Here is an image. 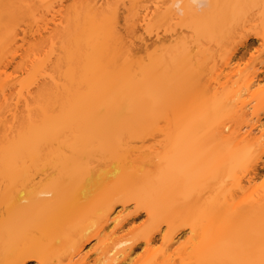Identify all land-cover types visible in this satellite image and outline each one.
<instances>
[{"label": "bare ground", "instance_id": "obj_1", "mask_svg": "<svg viewBox=\"0 0 264 264\" xmlns=\"http://www.w3.org/2000/svg\"><path fill=\"white\" fill-rule=\"evenodd\" d=\"M180 1L175 0L173 5L178 6ZM124 2L125 0H70L68 6L60 4L59 9L47 11L50 15L49 21H45L43 14L32 19L31 24L36 28L45 29L48 22L53 25L47 35L41 38H48L53 47L58 45L59 53L55 56V64L61 68L63 63H68L67 73H63L66 81L77 82L76 74L79 69L76 64L80 62L88 67L90 74H93L91 77L93 80L87 82L88 90L93 91L83 95V100L74 97L69 102L70 86L64 83L63 79L56 81L50 75L35 91L34 98L43 102L35 109L38 116L31 117V108H27L28 120L17 141L0 147V179L5 182L4 190L0 191V198L5 200L6 215L2 221L0 220L3 243L15 238L16 232H26L30 227L31 232L36 230L42 235L43 240L48 242L53 240L50 246L45 247L43 243L33 240L31 234V245L24 239L11 241L9 245L0 244V264H26L30 260H35L38 264H88L87 260L93 254H95L93 264H126L133 259L136 253L134 247L140 241L145 242V253L150 259L155 254L153 236L160 232L162 223H166L167 226L163 240L170 244L179 241L180 230L185 226H189L193 234L190 247L179 251V261L182 264H225V257L230 250L239 251L247 244L258 246L264 242L256 230L238 233L228 245L217 240L220 233L226 232L236 222L245 218L254 207L240 206L226 187L221 189L219 193L221 196L199 205L193 201L186 203L189 200L185 201L182 198L188 195L185 191H188L189 182L183 188V194H176L183 200L182 204L179 202L177 204L179 207L177 213L171 215L162 212V209L167 212L168 208V204L165 203V190L178 170L187 164L185 160L189 155L197 151L200 155L206 154V151L200 152L207 149H200L202 144L210 142L212 151L219 147H229L222 149L219 155L212 153L215 162L210 168L219 167L220 163L228 159L238 163L244 155L250 158L255 153L254 146L264 145V139L261 143L259 140L264 135L261 132L264 123L258 114L255 115L256 120L253 124H249L251 129L248 131L244 130V127L232 129L229 121L211 123L210 118L206 116L208 111H216V114L226 116L228 109L237 108L235 101L243 92L249 95L252 101H256L264 92V88H261L263 77L255 73L249 76L240 75L241 72L237 69L238 60H235V52L239 46H246L247 38L264 40V32L254 31L252 27L245 29L252 21L264 20V14L252 10L255 6H264V0H185V7L194 11L200 23L199 32H207L208 28L218 31L227 23L228 26L235 23L236 26L230 32L235 31L241 38H245L230 50L222 63L221 72L225 71L222 76L225 81L224 86H220L219 89H223L224 93L233 92L235 89L232 88L231 91L230 87L239 81L244 87H237L233 95L234 103L229 105L221 100L214 105H204L197 116L184 114L183 109L189 106L185 104L205 94L211 82L218 84L219 75L213 74L206 80L203 76L201 83L198 77L195 78L194 73L182 74L174 81L169 76L173 72L157 71L138 81L137 86H134L135 98L136 96L140 98L147 105L146 109L138 108L126 112L123 106L134 98L115 99L116 94L122 92L124 86L132 81L125 74L124 68H121L120 72L118 70L115 72L110 67L117 60L123 59V63H126L127 54L118 50V46L123 43L118 20L121 7L122 19H125ZM20 9L25 8L20 7L18 0H0V35L3 22L17 16ZM181 10L177 7L176 11ZM19 32H22L24 38L29 31L27 28L13 29L10 35L8 34L10 37L8 41L15 43L19 38ZM0 43L3 45V38L0 39ZM172 47L177 55L182 56V60L190 61L186 41ZM9 53L10 58L8 56L3 58L0 51V94L4 100V81L10 76L7 69L22 68L19 65L12 66L13 58L11 52ZM198 56L199 54L194 56L196 62L193 69L195 67L200 69L202 64ZM174 57L176 56L172 58ZM178 72L179 70L175 74ZM238 74V79L232 82L231 79ZM77 84L79 83L75 85ZM161 87L165 88L162 93L159 92ZM173 94L176 99L169 101L173 105L168 104L169 109L173 108V113L159 117L163 118L165 124L162 130L165 145H172L179 169L151 172L146 170V166H157L154 159L158 158V153L146 152L140 150L142 149L140 147L133 149L129 141L143 140V137L151 133V127L157 122L156 104L169 103L166 99ZM99 97L109 100V106L102 105ZM23 99L27 100V97ZM85 101L88 104H85ZM248 104L249 102L240 101L239 110L245 109ZM52 106L58 109H52ZM8 107L9 105L2 106L0 102V126L3 133L13 127L4 117V113L9 111ZM207 118L209 120H205ZM65 128L71 134L69 156H64L60 150L52 146V142L58 141L66 146L68 142L63 139ZM254 130H258L259 136H253ZM96 154L108 157L110 162L104 164L100 170L94 171L91 159ZM51 171L54 176L48 180L34 181L38 174L46 173L47 178ZM158 175L163 178V184L160 186L152 183ZM107 178L112 182L110 194H107L108 190L94 193L100 190H96L97 187L102 188V183ZM185 178L188 176L185 175ZM256 179L257 173L254 172L253 176L246 180V185L240 187L242 190L240 200H247L258 194ZM99 184L102 185L97 186ZM237 184L241 182L237 181ZM246 191L249 193L245 194ZM113 192L114 194H111ZM92 197H97V201L85 209L83 199ZM129 201H134L136 208L145 211L148 220L151 221L144 234L134 239L126 235L116 237L125 228L123 223L125 218L122 217L125 209L116 208L115 204L120 203L124 207ZM76 211L83 213L78 219L79 222L71 219ZM208 215L212 216L211 219L204 222L202 217ZM25 216V224L21 227L19 219ZM96 224L97 227L94 229ZM72 230L82 234L74 239L73 235L71 237ZM93 240L94 244L85 248V245ZM61 241H68L67 245L73 252L69 254L59 252L55 245ZM75 257L77 260L73 261ZM169 261L170 259H165L164 264H171ZM250 263L257 264L255 261Z\"/></svg>", "mask_w": 264, "mask_h": 264}, {"label": "rangeland", "instance_id": "obj_2", "mask_svg": "<svg viewBox=\"0 0 264 264\" xmlns=\"http://www.w3.org/2000/svg\"><path fill=\"white\" fill-rule=\"evenodd\" d=\"M174 1L175 0H125V19H122L123 7L120 8L118 29L121 32L123 43L121 46H118V50L119 52L126 53L127 58L126 63H123V59H121L111 64L110 67L111 70L115 72H120V69L124 68L125 74L132 79L131 82L124 86L122 92L115 96V99L134 98V100L123 106L126 112L138 108H142L143 110L146 109L147 105L137 96L135 98L133 94L134 86H137L138 81L152 75L153 73H157V71L162 72L163 70H166V73L173 72L172 74H169V76L174 81L182 74L185 75L187 73L186 75H192L194 73L195 78L198 77L201 83L203 82V76L206 80L208 77H212L213 74L219 75L218 84H215L210 80L211 86L207 87L205 94L198 99L193 98L195 100L185 104L189 106L183 109L182 112L191 116H197L204 105H214L217 101L221 102L222 100V102H227L229 105L234 103L233 95L237 90V87H244L242 82L239 81L236 85L234 84L230 87L231 91L232 88L235 89L233 92L229 91L228 93H224V91H222L223 89H219L220 86H224L223 83L225 81L222 78L225 73V71L221 72L222 63L228 56L230 50L235 48L240 41L245 39L237 35L235 31L230 32L231 29L236 26L234 25L235 23H230L233 26H228L229 23H227L225 27L219 28L218 31L208 28L207 32L201 33L199 32L200 23L196 18L194 11L185 7V0H181L176 7L173 5ZM18 2L20 7L22 8L24 6L25 9H20L17 16H14L11 20L8 19L3 22V30L0 35L2 36L0 39L3 38V45L0 43L1 56L3 58L7 56L10 58L9 52H11L13 58L12 66H22V68L16 70H13L12 68L7 69L10 76L4 81L3 90L5 100L0 94V102L2 106L9 105V111L4 113V117L11 122V125H13L11 130H7L6 133H3L0 126V147L17 141L20 132L24 129L28 120L27 108H31V117L38 116L35 113V109L43 104V102L34 98L35 91L44 80H48L50 75L53 76L56 81L63 79L64 83H67L70 86L71 95L69 96V102L74 97L83 100V95L93 91L88 90L87 87V82H91V77L93 76V74L89 73L88 67L86 65L83 66V64L78 62V64H76V67L79 69L78 74H76L78 76L77 82H67L65 74L67 73L68 63H63L61 68H58L55 64V56L59 53L58 45L53 47L48 41V38H41L44 35H47L49 29L53 26L48 22L50 15L47 11L51 9H59L60 4L64 5V7L68 6L70 0H18ZM157 6L159 7L157 8ZM177 7H180L182 10L177 12ZM252 10L264 14L263 5L255 6ZM42 14L45 21L48 20L45 29L36 28V26L31 24L33 23L32 19L34 17H39ZM249 27H252L254 31L260 33L264 32V20L252 21L251 24L249 23V25L245 26V29H249ZM18 28H27L29 32L24 38H22V32H19V38L15 43L9 42L8 34L11 30ZM183 41L187 42L186 51L190 53V61L182 60V56L177 55L174 47H172L174 44L178 45ZM247 41L245 47L239 46L238 51L235 52V60H238L237 69L240 70V75L248 74L249 76L255 73L259 75V77H263L261 88H264V40L260 38H247ZM38 44L40 45L36 48ZM53 49H55L54 52ZM197 54H199L202 64H200V69H197L196 67L193 69L196 62V57L194 58V56ZM173 56L176 57L172 58ZM123 65H125V67ZM197 66L199 68V65ZM178 70L179 72L177 73V76L175 73ZM64 72L65 74H63ZM239 74L233 77L231 81L235 82L238 79ZM75 82L79 84L75 85ZM164 91V87L159 89V92L161 93ZM21 93H24L25 95L22 96ZM29 93L31 94L29 95ZM25 97H27V100L23 99ZM99 99H101L99 102L102 105L109 106V100L103 97H99ZM173 99H176L174 94L170 97L168 96L166 101L169 102ZM240 101H246L249 102V104L245 109L239 110ZM235 102L237 108L228 109L226 116H222L220 113L216 114V111H208L206 116L210 118L211 123L215 122V124H217L220 123V121H229L228 123L232 129L244 127L243 129L246 131L251 129L249 124H253L256 120V114L261 117L262 122L264 123V92L257 97L256 101H252L249 95L243 92ZM82 104H84V102ZM85 104H88V102L85 101ZM168 104L173 105L172 102L166 103L164 104L166 105L164 109L163 104H156V112L158 115L157 122L154 127H151L152 131L149 135L143 137V140L137 139L129 141V144L133 149H135V147H140L142 148L140 150L146 152L154 151L155 153H158V158L154 159V163H157V166H146V170L151 172L162 171L163 169L169 171H172V169H179L176 158L172 152V145H165V135L162 131L165 128L162 117H166V113H173V108L169 109ZM159 106H161L160 109L158 108ZM51 108L58 109L53 106ZM13 113L15 115H13ZM209 118L205 120H209ZM261 132L264 133V126ZM259 134L258 130L253 131V136L257 137ZM63 139L68 142L66 146L61 145L59 141L52 142V146L56 150H60L64 156H69V141L71 139V134L67 128L64 129ZM263 139L264 135L259 139L260 143ZM201 148H207L200 150V152L206 151L205 155H200L199 151H197L194 154L189 155L188 159L183 158V160L186 159L185 161L187 164L178 170L177 174L171 180V184L165 190V203L168 204V208L167 212L162 209L163 214L168 213L174 215L177 213L179 209L177 204L178 202L182 204L183 200L180 195L177 196L176 194H183V188L189 182L190 186L188 187V191H185V194L188 195L182 198H184L185 201L189 200L186 203L193 201V203L199 205L208 203L212 199L221 196L222 194H219L221 189L226 187L232 192L234 199L238 201L240 206L252 205L254 207L253 211L246 215L245 218L236 222L235 225L226 232H223L222 234L220 233L217 236V240L223 241L225 245H228L232 243L231 240L238 233L247 230H256L255 232L259 233L264 239V145L254 146L255 155L253 154L250 158L244 155L242 156L243 159L238 163L228 159L220 163L219 167L212 168H210V166L215 162L213 154L219 155L221 154L222 149H229V147H219L216 148L215 151L213 149V152L211 149L212 144L206 142L200 146V149ZM109 162L110 159L108 157L96 154L91 159V167L94 171L100 170L104 164ZM254 172L257 173L255 184L258 187V194L252 195V197L247 200H240L242 194L240 187L246 185V180L249 177H252ZM185 175H187L188 178H185ZM45 176L46 173H40L38 176H35L34 181L48 180L51 176H54V173L52 172L47 178H45ZM237 181H240L241 184H237ZM152 183L160 186L163 184V178L158 175L152 180ZM102 184V188L97 187ZM102 184L97 185V188L95 187L96 190H100H97L98 192L95 190L96 192L94 193H103L105 190H108L107 194H110L109 189L112 187V182L107 178ZM4 186L5 182L0 179V191L4 190ZM244 193L248 194L249 191ZM111 194H114V192ZM97 199V197L83 199L85 209L93 205V202H96ZM115 207L125 209L122 216L125 218L123 222L125 223V228L119 234L117 233L118 235L116 237L120 235L133 237V239L138 236L141 237L151 225V221L148 220L145 211L137 209L134 201H129L124 204L125 208L120 203H116ZM196 213L198 214V211H196ZM82 214L77 211L74 212L71 216L72 221H78ZM5 216V200L0 198V220L2 221ZM211 217V215H208L202 218L204 222H208ZM25 219L26 216L19 219L21 227L24 226ZM95 221L97 222V220ZM17 226L19 227V223H17ZM96 227L97 224L93 228L95 229ZM234 229L236 230L234 231ZM166 232V223H162L160 232L155 233L153 236V239H155V244L153 246L155 254L150 259L145 253V242L140 241L134 247L136 253L133 256V259L126 264H164L165 259H170L169 263L171 264L173 261V264H182L179 261V251L183 248L188 249L190 247L193 234L190 231L189 226H185L180 230L181 237L179 241L175 244H170V242L163 240V235L166 234ZM31 234L33 240L43 243L45 247L50 246L49 244L53 242V240L50 242L43 240L42 235L36 230L31 232L30 227L26 232H16L15 235L17 236H15V238L4 243L3 238L0 235V244L9 245L11 241L24 239V241L26 240L30 243L29 245H31ZM81 234L79 231H71V237L73 235L74 239ZM65 242L66 241H61L55 246L59 248V252H62L63 254L72 253V248L67 245L68 241ZM94 242L95 240L91 241L90 244H86L85 248L90 247ZM89 258L90 259L87 260L88 264H93L95 254ZM75 260H77L76 257L73 261ZM66 261L67 260H65V262ZM252 261H255L257 264H264L263 241L258 246H250L247 244L239 251L234 249L230 250L225 257V264H251L250 262ZM26 264L38 263L35 260H30Z\"/></svg>", "mask_w": 264, "mask_h": 264}]
</instances>
